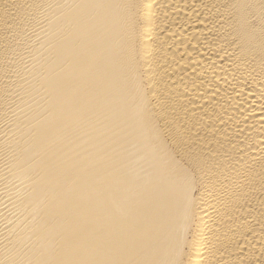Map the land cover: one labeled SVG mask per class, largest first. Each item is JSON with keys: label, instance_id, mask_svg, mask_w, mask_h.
Masks as SVG:
<instances>
[{"label": "bare ground", "instance_id": "bare-ground-1", "mask_svg": "<svg viewBox=\"0 0 264 264\" xmlns=\"http://www.w3.org/2000/svg\"><path fill=\"white\" fill-rule=\"evenodd\" d=\"M0 264H264V0H0Z\"/></svg>", "mask_w": 264, "mask_h": 264}]
</instances>
